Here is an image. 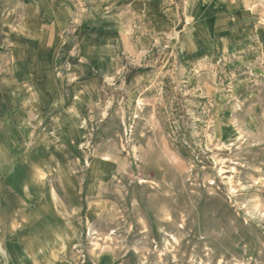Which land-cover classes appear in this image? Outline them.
Segmentation results:
<instances>
[{"label":"rangeland","instance_id":"rangeland-1","mask_svg":"<svg viewBox=\"0 0 264 264\" xmlns=\"http://www.w3.org/2000/svg\"><path fill=\"white\" fill-rule=\"evenodd\" d=\"M0 264H264V0H0Z\"/></svg>","mask_w":264,"mask_h":264}]
</instances>
